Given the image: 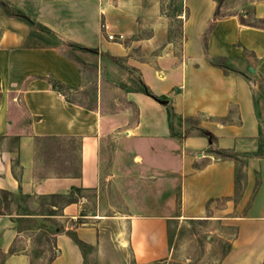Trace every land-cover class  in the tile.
<instances>
[{
  "label": "crops",
  "instance_id": "obj_1",
  "mask_svg": "<svg viewBox=\"0 0 264 264\" xmlns=\"http://www.w3.org/2000/svg\"><path fill=\"white\" fill-rule=\"evenodd\" d=\"M125 1L0 0V264H30V226L52 232L49 264H154L170 255L176 221L229 230L217 264H264V156L252 89L210 62L242 50L264 60V27L218 19L206 49L195 52L189 46L204 43L216 4L180 0L184 52L161 59L168 65L159 78L156 60L139 62L132 50L173 44L158 37L156 0L132 12ZM248 3L264 19V0ZM113 17L124 38L116 43L101 29ZM108 57L131 63L150 94L115 71L105 82ZM232 109L238 123L228 120ZM196 117L207 119L197 128L215 140L188 131ZM217 151L236 156L215 158ZM107 186L115 213L99 205L87 213L76 193L99 195ZM142 195L152 205L136 211L130 202ZM77 219L84 221L76 226Z\"/></svg>",
  "mask_w": 264,
  "mask_h": 264
},
{
  "label": "rangeland",
  "instance_id": "obj_2",
  "mask_svg": "<svg viewBox=\"0 0 264 264\" xmlns=\"http://www.w3.org/2000/svg\"><path fill=\"white\" fill-rule=\"evenodd\" d=\"M149 1H151L152 4V0H126L125 8L128 11L132 12V7L146 6L148 5ZM212 1L216 4L214 16L217 19L228 18L229 16L235 15L238 16L239 19H242V21L248 25L264 27V19H257L251 7L249 5H246V2H252L253 0ZM117 2H119V0H109L111 6H116ZM156 3L158 6V13L156 15L158 37H160L162 41L172 40L173 44L171 46L158 45L155 47V53L152 52L153 47L148 46L133 47L132 50L136 53V55L138 54L137 60L139 62L147 63L150 61L151 65L156 63L158 70L161 71L160 73H158V77L163 78L164 76H166L165 69L168 64H166L167 62L161 59H166L172 56L178 57L182 54V52H184L183 47L180 45L182 39V35L180 32L181 23L176 18L177 16H179L178 11L182 4L180 0H156ZM188 16L189 15L185 13L184 18H187ZM145 17L147 18V15H145ZM117 23V19L113 17L112 22L108 24V34H113L116 36L119 35L116 29ZM129 23L130 22L126 21L124 26L127 27ZM208 27L204 32L205 34L203 38L205 40L204 43H202V46L200 45L199 49L196 46H189V50L197 52L201 50V48L202 50L206 49V42L210 34V32H208ZM142 32L144 33V31ZM118 41L119 40L116 39L112 42L116 43ZM212 48L216 50L218 48V45L213 43ZM149 51H151L150 54ZM192 54L196 55V53ZM154 56L156 57V59ZM79 62L80 64L90 65V63H81V60ZM215 62L219 64L222 69H224V72L236 73L241 75L250 85L252 89L253 117L256 120L257 124L258 138L264 145V60H256L251 52L242 50L240 55H230L227 57L219 58ZM94 64L100 67V63ZM101 68L103 72L102 79L105 82L109 81L107 80V77L111 75L108 72L115 71L119 73V76H121L122 74L120 79H124L126 84L130 85L131 88L142 91H144L146 88L140 74L132 67V64L128 63L127 61L116 60V58L108 57L101 63ZM91 73L92 85L94 87L97 83V74L94 71ZM110 82L111 81H109L108 83ZM75 96L76 99L81 102L84 100L85 93L79 92ZM206 120L207 119H204L202 117H196L194 119L187 120L186 125L187 127H189L188 131L196 130L198 133H201V130L197 127L201 124L202 121ZM228 120L232 123H238L239 116L237 109H232V113L229 116ZM217 157L219 156L216 154L215 158ZM105 188L106 187H104L103 189V194L100 193L99 195H96L92 192L76 193L79 199L85 198L84 206L87 213L95 210L98 205L100 206V213H115L116 210L114 209V206L116 205V202H112L111 199V196L114 195L110 194L111 189L109 187L107 189ZM141 191L143 193V190ZM143 196L144 195L139 196L135 201L132 200V202H130L131 206L136 211H143L148 208V205H152V202L150 203L149 200L145 199V197ZM125 204L127 203H120V206H125ZM83 221V219H77L73 224L78 226L82 224ZM110 227L113 228L114 226ZM28 230V235L30 236L28 249L30 255V264H49L50 259L53 255V250L51 249L52 237L50 236V233L52 232L46 233V231L41 229V227L39 226L36 228H32L30 226L28 227ZM228 231L229 230H227L224 226L222 227L217 222H185L183 224H179L176 221L175 224L170 225V255L167 259L154 264H217L220 257L225 251V247L228 243L227 241L230 239L231 233H229ZM124 257L126 261H129L130 254L128 252V249H126V251L124 252Z\"/></svg>",
  "mask_w": 264,
  "mask_h": 264
},
{
  "label": "trees",
  "instance_id": "obj_3",
  "mask_svg": "<svg viewBox=\"0 0 264 264\" xmlns=\"http://www.w3.org/2000/svg\"><path fill=\"white\" fill-rule=\"evenodd\" d=\"M4 10H5V13L6 14H8V15H10V16H12V17H15V18H18V19H21V20H23V21H25V22H27V23H29L30 24V21L28 20V18L26 17V16H24L23 14H21L20 12H14V11H12L11 9H9L8 7H4ZM218 19L214 16V19L211 21V23L209 24V27H208V32H211L212 31V29L214 28V26H215V23H216V21H217ZM205 40V39H204ZM210 62L212 63V64H214L215 66H219V64H217V63H215L214 61H212V60H210ZM144 92L146 93V94H150L147 90H144ZM201 134H202V136L203 137H206V138H208V140L209 141H213V140H215V138H214V136L211 134V133H209V132H207V131H205V132H201ZM217 155H219L220 157H222V158H235V156L236 155H229V154H227V153H225L224 151H217V152H215ZM257 155L258 156H264V145L262 144V143H260V147H259V151H258V153H257ZM68 234H70L71 236H72V238H73V240H74V242L81 248V249H83L84 248V244L81 242V241H79L77 238H76V236L74 235V234H72V233H68ZM52 260V258L50 259V261Z\"/></svg>",
  "mask_w": 264,
  "mask_h": 264
},
{
  "label": "built area",
  "instance_id": "obj_4",
  "mask_svg": "<svg viewBox=\"0 0 264 264\" xmlns=\"http://www.w3.org/2000/svg\"><path fill=\"white\" fill-rule=\"evenodd\" d=\"M101 29L102 30H105V35H106V38L110 41H113V40H119V41H122L124 38L122 35H113V34H108L106 31L108 30V27L106 25H101Z\"/></svg>",
  "mask_w": 264,
  "mask_h": 264
}]
</instances>
